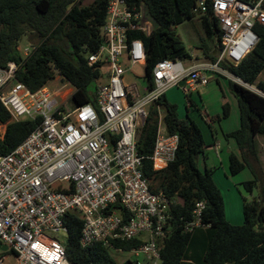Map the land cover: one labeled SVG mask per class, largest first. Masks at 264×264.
Returning a JSON list of instances; mask_svg holds the SVG:
<instances>
[{"label":"built area","instance_id":"obj_1","mask_svg":"<svg viewBox=\"0 0 264 264\" xmlns=\"http://www.w3.org/2000/svg\"><path fill=\"white\" fill-rule=\"evenodd\" d=\"M201 13L206 12L198 0ZM221 37L215 61L183 65L182 59H161L152 68L153 88L139 89L125 81L134 65L144 66L143 42L132 32L150 34L154 27L146 4L136 0H108L102 41L87 55L97 64L104 80L97 83L94 103L66 105L71 92L58 93L44 86L31 90L18 81V65L0 67V102L11 121L39 122L10 152L0 153V264L6 253L13 264H70L63 242L48 231L67 233L65 216L75 212L82 220L79 243L83 248L101 243L107 248L118 241H139L127 251L142 255L146 264H159L162 242L177 228L183 231L206 226L205 201H197L191 218L175 222L174 200L153 191L143 175L144 156L137 150L135 133L143 124L150 104L172 87L189 94L210 82V74L231 80L264 98V90L220 66L237 65L254 48L264 25V0H211ZM26 55L30 47H17ZM63 86L70 84L60 76ZM161 115V114H160ZM159 115V116H160ZM5 125H0L3 137ZM112 139V141H111ZM177 134L158 126L149 159L154 170L165 168L175 157ZM138 261V260H137ZM139 264H141L138 261Z\"/></svg>","mask_w":264,"mask_h":264},{"label":"trees","instance_id":"obj_2","mask_svg":"<svg viewBox=\"0 0 264 264\" xmlns=\"http://www.w3.org/2000/svg\"><path fill=\"white\" fill-rule=\"evenodd\" d=\"M107 1L93 0L84 5L81 0H0V67L14 61L18 65L17 80L31 90L61 76L73 86L71 104L94 103L96 83L102 75L97 64H88L87 55L95 52L102 41L101 26ZM140 1L146 4L154 27L150 34L135 31L131 36L143 42L146 55L143 77L149 89L153 88L152 68L158 60L190 57L176 26L196 13L207 33L216 36L212 46L203 48V53L215 61L213 50L218 46L221 29L213 15L211 0H203L205 13L200 12L198 0ZM255 31L259 39L242 61L237 65L221 62L220 66L264 90V76L258 79L264 71V25L257 24ZM30 35L36 36L38 42L30 45L29 53L23 55L17 47L23 37ZM228 82L237 100L240 122L237 129L223 132L225 139L233 138L240 150L239 156L229 154L228 169L235 175L249 166L253 176L243 182L244 188L252 192L259 186L255 197L250 201L243 199V224L235 225L226 219L212 170L198 168V156H205L208 144L201 128L189 115L180 118L176 105L163 95L149 105L145 121L136 129L137 150L144 156L143 175L153 191L161 190L174 200L171 205L174 221L178 222L181 216L190 219L195 203L205 201L202 221L207 225L189 231L173 230L160 245L159 264H264V171L255 148V136L264 135V98L231 80ZM228 113L229 104L225 102L222 116ZM38 122L39 119L11 121L0 102V125H5L0 137V153L13 150ZM160 122L166 134H177L179 141L174 159L165 168L154 170L148 156L152 153ZM209 127L214 133L211 120ZM64 222L67 236L63 245L70 264H139L131 259L117 263L109 248L101 243L83 248L79 243L82 220L77 213H67ZM138 243L136 240L118 241L114 245L128 250Z\"/></svg>","mask_w":264,"mask_h":264},{"label":"rangeland","instance_id":"obj_3","mask_svg":"<svg viewBox=\"0 0 264 264\" xmlns=\"http://www.w3.org/2000/svg\"><path fill=\"white\" fill-rule=\"evenodd\" d=\"M93 0H81V3L86 5L92 3ZM177 33L181 40L184 42L188 56H192L195 61H205L201 59L203 54L201 50L205 47H210L216 42L215 34H208L205 30L200 15L196 13L191 19H186L182 23L176 26ZM38 38L34 35L29 37H23L20 46L22 48L37 44ZM183 65L188 66L191 63L190 57H185L182 59ZM214 76L220 77V81L225 85L226 89L231 91L236 99L235 94L229 86V82L226 78L220 76L219 74H213ZM144 76V66L134 65L125 73V81L128 83H135L139 89H142L145 85L143 80ZM264 76V71L258 76L262 78ZM60 76H56L53 80L48 82V87L51 90H54L58 93L57 99L61 100V95L66 91L73 92V86L67 84L63 86V82L60 81ZM104 79L100 78L97 83L102 82ZM96 83V84H97ZM216 85L215 81H211L208 85L198 86L197 91H192L189 96L184 94V92L177 88L173 87L167 90V100L176 105L177 114L180 118H185L189 115L201 128L205 140L209 138V129L205 124L203 117L200 115V112H204L205 116L212 121L214 128V133L218 141L216 152L213 150V145H208L205 148V156H198V168L204 170V167L210 168L212 170V176L215 184L219 188L224 205V213L226 219L235 225L243 224L244 218L242 213V203L245 198L246 201H250L259 193V186L254 187L252 192H248L243 185V182L250 180L253 176V171L249 166L244 167L240 172L235 175H231L228 169L229 163V154L231 153L229 141L231 140L232 144L235 145L233 138L225 139L223 136V130H228L232 123L230 122L232 117L222 116V105L218 103L217 97L219 98V93L221 95V89L218 87L212 88ZM213 92H212V90ZM70 107L71 102L66 103ZM234 105V104H233ZM230 110V108H229ZM234 116V114H233ZM219 117V120H218ZM229 117V118H228ZM218 120V121H217ZM223 124V125H222ZM222 126V128H221ZM161 129H164V125L160 122ZM260 141L264 145V139L260 138ZM263 159H264V152ZM255 169L258 171V167L255 164ZM256 171V172H257ZM47 235L51 238H55L63 242L66 239L67 234L62 231H48ZM110 255L116 260L117 263H121L126 259L138 260L141 264H146L144 257L142 255L135 256L132 252L127 250H115L113 248L109 249ZM14 256L8 252L6 253V259L4 264H13ZM233 264V263H226Z\"/></svg>","mask_w":264,"mask_h":264},{"label":"crops","instance_id":"obj_4","mask_svg":"<svg viewBox=\"0 0 264 264\" xmlns=\"http://www.w3.org/2000/svg\"><path fill=\"white\" fill-rule=\"evenodd\" d=\"M201 53L203 54L202 56V58L201 59H204L205 61H195L194 59H193V57L192 56H190V58H191V63L188 65V66H185V67H189L192 63H195V62H197V63H204V62H211V60H210V58H208L204 53H203V50H201ZM217 53V48H215L214 50H213V54H216ZM220 77H218V76H214L213 74H210V82L211 81H215L216 82V85L214 86V87H212V88H216V90H217V88L219 87L220 89H221V95H220V93H219V98L217 97V102L218 103H221V105L223 104V103H225V102H227L228 104H229V108H230V110H229V116H231L232 117V119H231V123H232V126H230V128H228V130H224L223 128H222V126H221V128H222V130L224 131V132H230V131H232V130H235V129H237L238 127H239V124H240V122H239V109H238V105H237V100L236 99H234V95L231 93V91H229V90H227L226 89V87H225V85L220 81V79H219ZM228 80V79H227ZM209 82V83H210ZM208 83V84H209ZM207 84V85H208ZM218 86V87H217ZM173 88V87H172ZM198 88V87H197ZM197 88L194 90V91H197ZM212 88H211V90H212ZM170 89V88H169ZM168 89V90H169ZM193 91V92H194ZM212 92H213V90H212ZM191 94V93H190ZM165 97L167 98L168 96H167V92H165ZM234 104V105H233ZM233 114H234V116H233ZM200 115L203 117L202 119L205 121V124L207 125V127H208V129H209V138H208V140H205V138H204V140H205V142L208 144V145H213V150H214V152H216L217 153V151H216V148H217V143H218V141H217V139H216V135L212 132V129L209 127V119H208V117H206L205 116V114H204V112H200ZM229 118V117H228ZM223 125V124H222ZM204 136V135H203ZM260 138H263L264 139V135H262V134H257L256 136H255V148H256V153H257V156H258V161H259V164H260V166H261V168H262V170L264 171V159H263V153L262 152H264V145H263V143L260 141ZM229 142V145H230V150H231V152L232 153H235L236 155H240V150L238 149V146H237V144L235 143V145H233L232 144V142H231V140H228ZM235 142V141H234ZM205 167H206V165H205ZM205 167H204V169H205ZM208 168V167H207ZM213 177V176H212ZM214 180V179H213Z\"/></svg>","mask_w":264,"mask_h":264},{"label":"water","instance_id":"obj_5","mask_svg":"<svg viewBox=\"0 0 264 264\" xmlns=\"http://www.w3.org/2000/svg\"><path fill=\"white\" fill-rule=\"evenodd\" d=\"M0 248H2V249H6L7 247H6L5 244H0Z\"/></svg>","mask_w":264,"mask_h":264}]
</instances>
